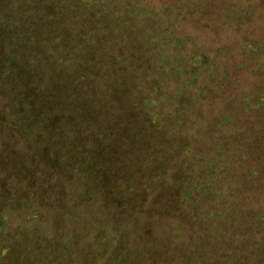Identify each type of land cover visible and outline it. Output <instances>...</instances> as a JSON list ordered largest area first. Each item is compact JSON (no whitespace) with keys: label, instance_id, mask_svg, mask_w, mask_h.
Returning a JSON list of instances; mask_svg holds the SVG:
<instances>
[{"label":"trees","instance_id":"1","mask_svg":"<svg viewBox=\"0 0 264 264\" xmlns=\"http://www.w3.org/2000/svg\"><path fill=\"white\" fill-rule=\"evenodd\" d=\"M2 155L0 264H264V0H0Z\"/></svg>","mask_w":264,"mask_h":264},{"label":"rangeland","instance_id":"2","mask_svg":"<svg viewBox=\"0 0 264 264\" xmlns=\"http://www.w3.org/2000/svg\"><path fill=\"white\" fill-rule=\"evenodd\" d=\"M236 1V0H234ZM217 3V2H216ZM3 156V155H2ZM0 157V167L4 170L6 165H5V161L3 160L4 159V156L3 157ZM4 161V162H3Z\"/></svg>","mask_w":264,"mask_h":264}]
</instances>
